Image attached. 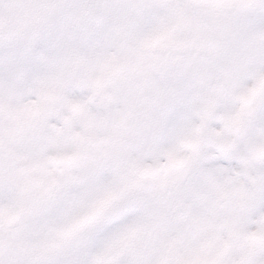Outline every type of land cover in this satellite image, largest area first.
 I'll list each match as a JSON object with an SVG mask.
<instances>
[{
    "label": "clouds",
    "instance_id": "clouds-1",
    "mask_svg": "<svg viewBox=\"0 0 264 264\" xmlns=\"http://www.w3.org/2000/svg\"><path fill=\"white\" fill-rule=\"evenodd\" d=\"M0 264H264V0H0Z\"/></svg>",
    "mask_w": 264,
    "mask_h": 264
}]
</instances>
